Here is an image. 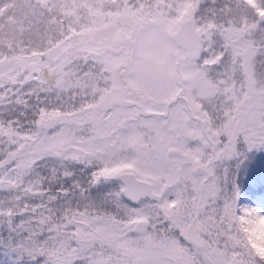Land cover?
Instances as JSON below:
<instances>
[{
	"label": "snow or ice",
	"instance_id": "snow-or-ice-1",
	"mask_svg": "<svg viewBox=\"0 0 264 264\" xmlns=\"http://www.w3.org/2000/svg\"><path fill=\"white\" fill-rule=\"evenodd\" d=\"M264 0H0V264H264Z\"/></svg>",
	"mask_w": 264,
	"mask_h": 264
},
{
	"label": "clouds",
	"instance_id": "clouds-1",
	"mask_svg": "<svg viewBox=\"0 0 264 264\" xmlns=\"http://www.w3.org/2000/svg\"><path fill=\"white\" fill-rule=\"evenodd\" d=\"M254 241L259 246L261 244H264V226L258 225L255 235L253 236Z\"/></svg>",
	"mask_w": 264,
	"mask_h": 264
}]
</instances>
